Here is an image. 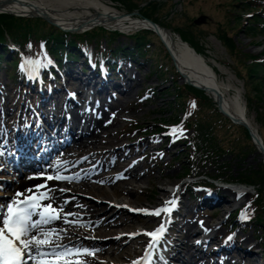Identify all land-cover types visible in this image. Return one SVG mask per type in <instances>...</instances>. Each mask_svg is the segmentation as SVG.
<instances>
[{"label": "rangeland", "instance_id": "1", "mask_svg": "<svg viewBox=\"0 0 264 264\" xmlns=\"http://www.w3.org/2000/svg\"><path fill=\"white\" fill-rule=\"evenodd\" d=\"M38 1L59 10H69L71 12L74 11V8H81V6H83L85 3V0ZM96 1L106 7H109L110 9L114 10V12H117L119 14H130L134 18L139 15H147L149 17H152L153 19H156L158 23L160 19L159 24L167 30L168 34H170L172 40L170 41L174 43V48L177 50L179 45L181 44V36L185 35L189 37L192 35L193 39L196 40V42H199L200 46H202V48L204 49V53H198L205 59V61L214 70V72H216L215 74L217 75L218 81L223 87V91L228 99L232 101V104H234L233 106H235L236 103H239L236 100L240 101L241 106L245 109L248 121L251 123L254 129L258 131V133L264 140V114L261 117V120L259 119L257 114V110H260L261 112L264 111V86L259 85L252 78L248 79L249 76L246 67V65L248 64V62H246L247 57L264 56V36L258 35L256 36V38H253L249 34V31H246L247 28L245 27L247 26L244 27V24L241 21L239 25L237 16L238 13H241V7H237L238 3L236 2V0ZM155 3H159L160 9L158 8L157 11H155V8L153 7V4ZM34 19L44 20L43 18ZM195 19H197L196 24H194ZM49 25L43 26L41 24L37 29L41 30V33H43L44 30H47L49 28ZM188 31H190V33ZM224 32H228V35L232 37L233 42L236 46L235 53H231L229 46L226 45L220 38V35ZM75 33H77L78 35L80 34V31H77ZM132 36L133 35H131L130 37H116L117 40L115 41L113 46H130L132 44V40L135 39ZM98 38L102 39L104 38V35L99 36ZM148 38L154 43V46L150 50L148 55V57H153V59L149 60L147 67L142 68L139 74L136 75V86L133 93L129 97L123 96L121 97V99L119 98V100L115 102L116 105L121 103L123 105V110L118 114L117 121L113 127L111 134H109V136L104 138V140L102 141L103 145L112 144L113 146L110 147L113 150L116 149L114 145L120 143L123 139H127L128 136H131V133L130 135L126 134V132H129L128 128H130L131 125H134L138 122L141 125H147V127H149L151 130L154 125H158L159 123H173V119L176 118L180 112L178 106H176L175 104H171L175 99L174 82L181 86L187 83L181 75L176 74L177 70L175 68L174 62L171 59L169 53L166 51V48L164 47L160 39H158L155 35H148ZM37 57L38 54L36 53L35 59H37ZM160 65H163L162 69L160 68ZM130 69H133V67L130 66ZM153 72H156V74ZM262 74L264 76V71ZM0 77L3 84H9L3 71H1ZM155 86L158 87L157 91H160L161 99L155 102H146L136 106L135 102H138L145 89L147 87ZM19 87H21L20 84L13 88L10 92V94H12L11 98L14 99L11 101L12 105L9 102V105L7 104V102L5 103L6 111L8 113L10 111L13 115L15 113V111L12 112L13 110H15L14 106H21L24 99L25 88L21 89V92H19ZM10 89L7 88L5 93H8ZM19 94H21L20 98L18 97ZM26 98L29 101L30 99H32V95L28 94ZM90 98L94 99L95 97L91 96ZM101 99L104 102H108L109 100L106 97ZM249 100L254 103L251 107L249 104ZM1 107L2 105L0 103V109ZM223 133L225 134L224 131L219 132L220 138H223ZM188 134L189 133L184 132L182 134V137L186 138ZM135 143L136 142H132V145H134ZM241 149H245V153H243L244 156L235 157L234 154L229 153L227 155H224L220 159V163H229V171H227V174H231L233 175V177L237 178L241 173L250 174L257 169H260L262 164L264 165L262 155L259 153L258 148L254 144L251 136L249 141H244L242 143ZM175 151L176 150H173L172 153ZM135 152L136 151H134V153ZM140 152L141 150L138 151V154ZM151 152L152 150H148L146 155L149 156ZM137 158H139L138 164L142 167L141 171H139H143L145 173L144 179L138 180L131 178L127 183H119L116 187H102L101 185H98L94 186V188H91L90 190H87V192L92 193L93 195L103 200H109L108 202H112L115 199L121 201L127 200L135 205L154 207L155 205L160 203L161 200L165 201L163 200L166 196L165 190L170 191L172 189L171 186H174L176 187V190L184 193L181 198L182 202L185 203L183 214L187 215L188 210L190 209L193 211V208H195V206H193L192 204L194 203L190 201V204L192 206L189 207V200L185 195L186 190L184 187L185 185L183 184L184 181H182L181 177L183 175V168L179 163L172 162L171 156L169 157L167 155L164 156L163 163H173L172 167H168L166 165H162L161 169L155 167L149 159H144L143 155L130 159L128 163L131 164ZM200 172L213 176L217 174V168L214 165L208 166ZM128 190H132V193H129ZM251 195L252 194H247L242 199H240L238 203L232 204L229 207L225 206L226 208L224 211H221V215L219 218L224 219L227 214L234 210L235 207L241 208L245 206L248 203ZM104 211H106V204H100L95 212L98 215L96 221L109 218L110 214L108 213L102 215ZM196 214L197 212L193 211L190 216H187L186 220H196L195 222L198 225L199 229H202L200 228L201 222H205V224H209V226L211 225L208 220L209 218H204L202 215H198V217H196ZM127 221L129 222L127 225L111 229L102 228L99 230V233L104 236H113L119 234L122 231L127 232L129 231V229L140 231L143 226H154L153 222H150L149 219L137 220L131 218ZM215 224L218 225V223H214V225ZM218 233L220 237L223 236V234L225 233V229L222 227L219 228ZM236 235V237L243 236L242 232H238V234ZM185 237L186 233L182 235V240H184ZM244 238L245 244H243L242 248L246 249L247 246H255L252 248V251L254 250L255 253H253L254 255H252L251 257L248 256L249 260H247V258L245 257V253H236L235 256L239 258V262L237 263L235 259L232 261L233 264H261L255 263L254 261L255 259L260 261L261 257L264 258V255L257 254L261 251V249L259 246V242L256 239L255 232L253 230L248 231L247 233H245ZM122 246L123 244L119 243L118 245L112 247L117 248L115 250V255L117 257L116 259H120V262H127L128 264H132L138 253H140V251H142L143 249V246H141V244L139 243H130L127 247L121 250Z\"/></svg>", "mask_w": 264, "mask_h": 264}, {"label": "bare ground", "instance_id": "2", "mask_svg": "<svg viewBox=\"0 0 264 264\" xmlns=\"http://www.w3.org/2000/svg\"><path fill=\"white\" fill-rule=\"evenodd\" d=\"M2 1L3 0H0V3ZM27 1L31 2V3H13V4H9V5H4L0 9H2V10L4 9L5 11L18 13L20 15L25 16V15H29V14L34 12V10H33L34 8L31 6V4L36 5L40 9L47 11L54 18V20L57 23H59L63 26L69 27V28L79 26V25H84V27L90 28L93 26L104 24L107 27H111V28L130 29V28H139L141 26L151 25V23H149L148 21H141L137 17L134 18L130 14L126 15V14H119L117 12H114V10L100 4L96 0H85L84 5L81 6V8H79V7L74 8L73 12H71L69 10L62 11V10L56 9L54 7H51L49 5L44 4L43 2L38 1V0H24L23 2H27ZM162 28L163 27L159 28L160 32L165 37L167 36L168 38L167 37L166 38L168 39V41H170L171 40L170 34H168V32L164 31ZM180 43L181 44L179 45L178 50L174 48V43H172L171 46H172V49L176 55L177 64H178L181 72L184 75V79L195 84V85H197V86H199V87H202L203 89H206L211 94H214L213 92H219L220 94H222V107H223V109L227 113L231 114V116H233V118L236 119L237 121L242 120V119L244 120V118L246 119L247 117H245L244 108L241 106L240 101L236 100L239 103H236V105L233 106L234 104H232V101H230L228 99V97L226 96V94L224 93L223 87L219 83L217 75L212 70V68L209 66V64L204 60V58L201 55H199L189 44L185 43L182 40L180 41ZM68 76H69V74H68ZM82 81L86 87H91V84L89 83V79H86V80L82 79ZM134 88L135 87L132 83V84H130V86L127 89H121V91H124L123 95H125V97H129L133 93ZM63 90H64L65 95L68 93L67 91H71L70 89H67V87H64ZM6 102L8 105H9V103L11 104V102L8 98H6V100L4 101V104ZM89 106H92V102L89 103ZM122 106L123 105L120 103L116 106L108 105V106H105L104 108H101L98 111V116L96 118L95 123L89 128V130L84 135L75 139L70 146H68V147L64 146V147H66L64 149L62 147L56 148V149H58V151H60V153H61L60 156H62V160H61L60 164L56 167V169L53 171L54 175H57V171H61V172L66 171V168L64 166V161H66V160L68 161L66 163V165H69L71 162L73 164L74 160H78L80 156L89 153L88 157L85 160H82V159L79 160L76 166L73 165L71 167V165H70V169H69L68 173H74L78 170V165H80V166L89 165L94 161L96 155L97 156H102V155L104 156L107 154L106 152L104 153V146L105 145H103L102 141L104 140V138L109 136V134H111L113 127H114L116 120H117V112L118 111L122 112V110H123ZM110 110H113V111L110 112ZM4 111L6 114L10 113V115H11V126H10V121L8 120V123L6 125L7 131L4 130L5 133L13 132V133H17V134L22 135V136H26L29 133L36 132L39 130L35 125V123L38 120H41V122H42L41 127L43 129H47L49 127L48 123L45 122V114H42L41 112L38 113L36 119H31L27 115L26 112H24L22 114L15 113V115H13L9 111V109H8L9 113L6 111L5 108H4ZM72 118L75 119L76 121L80 122L81 121L80 112H77V114H75V116ZM57 134H58L59 139H64V138L69 137V135L71 133H70V131L64 132L62 128H59L57 130ZM20 138L23 139L24 137H20ZM143 145H145V142L143 140H139L136 143V146L124 145L121 148L118 147L116 149L117 151L120 152L119 159H117L116 162H112L110 164H105V168L114 167L113 170H115V173H117L116 176H114V178H112L111 174H109L107 176L106 181L108 184H110L112 187H116L119 182L127 183L131 178H135L138 180L144 179V175H142L141 172L137 168H135V167L127 168L128 167V161H129L132 153L136 149V147L137 146H143ZM259 153H261L262 160H264V154H262V152L260 150H259ZM115 164H117V166ZM96 171H99V168ZM122 172H124V173H122ZM82 173H84V171ZM29 175H30V178L24 177V179H21L18 181L19 185L17 183V184H13L12 186L16 187L17 190H20L21 193H23V194H27V192L30 189H33L34 187L36 189L37 184L39 182L34 185L33 182L36 181L37 178L35 177L36 179L35 178L32 179V175L31 174H29ZM72 175H74V174H72ZM89 177H90V172L88 174V177L86 179H83L80 184L75 183V184L70 185V184H64L62 182H59V184H58L56 182V180L49 182L48 188L51 189V187H52L51 195L49 197V200L44 201L43 204L44 205L50 204L51 206L57 208L59 210V212L61 213L60 223H58L56 225L57 228H54L51 231V232H53L56 230L55 233L59 234V239H57V240H61V239L65 240L73 234H76L77 236H79L78 234L82 233L85 230L87 225H84L83 223H80L78 221L82 218L86 219L87 215L90 213V211H89L90 204H87L84 207H80L77 200H73L71 202L65 200L64 196L70 195V193L65 192L64 187H65V185H69V187H71L73 189V191L85 190V189L90 190L91 188H94V185H95L94 182L98 181V175H95L93 178H89ZM76 180H79V175L76 176ZM128 192L132 193V190H128ZM165 192H166V196L164 197L165 199H163L165 201L161 200V202L158 203L159 205L158 204L155 205L156 207L153 208V210L160 209V208L164 207L166 201L175 200V196L172 195L171 190L170 191L165 190ZM236 194H234L235 195L234 202H238L242 197H244V195H246V193H244V192L242 194H239L237 192ZM12 195H14L13 192H12ZM1 196H3V194L0 192V197ZM12 198H13V196L7 197L6 200H8L10 202ZM1 200H2V198H1ZM177 202L179 203L178 208L181 207V204L185 205V203L179 202V200H177ZM2 204H4V202H2ZM182 208L184 209L185 206H182ZM73 209L80 211L81 214L72 213ZM108 211H110V210H108ZM173 211H175V210H173ZM173 211L170 213V216L167 215L166 219L163 216H161L163 218L162 224L166 228V232L164 233L162 240H164V238H166V236L169 232V225H170L171 226V229H170L171 238L173 239V242L175 243L173 246L176 248L175 251L177 252L179 248L180 249H182L184 247L188 248V246L190 245V243L193 241L194 238L199 239L201 236L199 234H201L202 231L198 229V225L196 224V222H195L196 220H194V219L186 220L177 214H175L177 216V219H171L173 217ZM119 213H120V209L116 208L113 211V216H111V218L108 221L104 220V221L95 222L96 221L95 220L92 223H90L88 226H91V231H95L98 229L97 231L99 233L100 232L99 230L102 228L111 229V228H115L116 226L118 227V226L127 225L129 223L128 221H123L121 223L118 222L117 217H118ZM104 214H105V212L102 215H104ZM134 214L135 215H133L131 217L134 219H137V220L141 216V215H139L140 212H137ZM4 215H5L4 213H2V215H0V222L1 223L3 221ZM149 215H151V214H149ZM151 216H155V215H151ZM196 217H198L197 214H196ZM93 218H97L95 212H94ZM158 218H159V216L157 217V219ZM183 223H184V225H181ZM54 225L55 224H53L51 226L54 227ZM179 225L181 227H178V229H181L182 235H183V232L185 231V227L189 231V232L186 231V237L183 241H181L182 235H180L179 240H177L175 237V232H176L175 227L179 226ZM205 226L208 228V226L206 224H205ZM122 232H125V231H122ZM196 235H199V236H196ZM137 237H136V239L135 238L131 239L129 243H136V244L138 242L142 243L143 238L140 237V235ZM112 241H113V238H111V239L106 238L104 240V246L105 247H103L101 249V251H103V254L105 256L109 255L108 258L113 259L112 260L113 264H119V263H121L119 261L120 259L117 260L115 253L109 249V246H111ZM73 242H75V241H73ZM68 245H69V243L64 248H59L58 253L65 252L66 248H69ZM169 245H170V241H165L164 248L166 249ZM249 248L250 247L247 246L245 250H248ZM41 250L42 251L49 250V252H50V251L56 250V249L55 248L50 249L49 247L45 246ZM77 250H79V252L81 254L76 255V256H80V259H83L84 261H86V259L88 258V255L83 254V249L80 248V246H78L76 248V250L72 253H75ZM162 254H166V251L162 252ZM71 255H75V254L64 255V256L71 257ZM156 258H157V260L161 261V259L165 258V256L162 255L160 258L158 256H156ZM45 259H47V258L45 257ZM254 261H255V263H262L261 261H259L257 259H255ZM103 263L104 262H101L100 259L97 257L92 259V261L88 262V264H103ZM34 264H36V262ZM62 264H65V263L62 262ZM70 264H77V260L70 262ZM229 264H233V262L229 261Z\"/></svg>", "mask_w": 264, "mask_h": 264}, {"label": "trees", "instance_id": "3", "mask_svg": "<svg viewBox=\"0 0 264 264\" xmlns=\"http://www.w3.org/2000/svg\"><path fill=\"white\" fill-rule=\"evenodd\" d=\"M236 2L238 3L237 7H241V13H238L237 16L239 25L241 21L244 24V27L247 26L245 27L247 28L246 31H249V34L253 38H256L258 35L264 36V0H236ZM153 7L155 8V11H157L159 3L153 4ZM247 13H253V16L248 17L250 23L245 25L242 18ZM142 17H147L157 24L160 23V19L158 23L156 19L147 15H142ZM197 19L194 20V24H196ZM41 24L43 26L49 25L46 21L41 19L20 18L8 14H1L0 42H5V40L11 38L18 45L22 47H29L32 45V41L36 39L41 42H47L48 45H51L53 50H59L60 47L63 46L65 37H68L67 33L52 25H49V28L41 33V30L37 29ZM188 32L190 33V31ZM107 34L111 40H115L118 35L117 33H108L103 28H97L87 32L86 34L73 35L69 40L68 45L72 48L78 40L94 39ZM149 34L151 33L145 31L138 32L133 36L135 38H133L134 46L131 48H119L117 53L118 51L125 54L134 53V51L141 53L145 52L146 49L148 50V45L150 43V39H148ZM156 37L158 38V36ZM181 37L182 40L193 47L197 53L205 52L199 42H196V40L193 39L192 35L189 37L182 35ZM220 38L226 45L229 46L231 53H235L236 46L232 37L228 35V32L222 33ZM246 62H248L246 65L249 76L248 79L252 78L259 85L264 86V76L262 74L264 71V61H262L258 56H249L247 57ZM174 86L175 99L171 104H175L179 109H186L185 111H187V106H190V102L192 107L195 105V107H193L195 110V116L193 115L187 120V125L193 129L191 136V151H181L179 153L180 155L177 157V160L180 161L183 166V175L196 173L200 169L214 165L217 168L218 178L254 184L259 187V192L257 196L253 198L252 204L259 209V212L256 214L258 226L257 230L262 229L264 231V165L262 164L260 169H257L250 174L241 173L237 178L233 177L231 174H227V171H229V163H220V159L229 153L234 154L235 157L244 156L243 153H245V149H241V145L244 141H249V132L243 126L236 125L232 123L229 118L225 117L219 111L214 100L204 91L187 84L181 86L176 82H174ZM249 104L251 107L254 103L249 100ZM257 112L258 117L261 120L264 111L261 112L260 110H257ZM221 131L225 132V134L223 133V138L219 137V132Z\"/></svg>", "mask_w": 264, "mask_h": 264}, {"label": "snow or ice", "instance_id": "4", "mask_svg": "<svg viewBox=\"0 0 264 264\" xmlns=\"http://www.w3.org/2000/svg\"><path fill=\"white\" fill-rule=\"evenodd\" d=\"M24 66L22 65V68ZM195 107V105H193ZM178 130L173 128L172 132L176 133ZM182 133V129L179 130ZM47 179H66L63 176L52 177L48 176ZM38 188H44L45 185H39ZM31 191V190H29ZM17 197H21L23 193H17ZM48 194L43 193L40 197L28 196L26 199L13 201V203L7 205L6 214L3 217L2 225L0 226V264H24L25 258L35 260L36 264H54L53 261L45 259L48 255L53 256H64V255H80L81 253L77 250L72 253L71 250H65V252L57 253L53 250L52 253H47L41 249L45 246L55 248L61 247L55 243V240L59 239L58 233L47 232L41 236L32 234V229L38 228L42 224H49L54 219H59L57 210L53 209L52 206L42 205L41 201L48 199ZM176 201H166L165 206L148 212L144 211L145 214H151L155 216H161L162 214H168L175 209ZM43 209L40 212V209ZM39 214L40 219L34 221L32 219L33 213ZM166 228L163 224L155 231L146 233V235L152 238V243L148 245L149 249H156L160 247V241L163 239ZM233 237H228L231 240ZM199 243V242H198ZM35 251L36 255L33 256L32 252ZM83 254L94 255V252H89L87 249L83 250ZM155 256V251L150 253ZM80 264V262H77ZM139 264V262H135Z\"/></svg>", "mask_w": 264, "mask_h": 264}, {"label": "water", "instance_id": "5", "mask_svg": "<svg viewBox=\"0 0 264 264\" xmlns=\"http://www.w3.org/2000/svg\"><path fill=\"white\" fill-rule=\"evenodd\" d=\"M24 0H3L1 3H0V8H2V6L4 5H9V4H13V3H31V2H23ZM31 6L34 8V12L29 14V15H25V16H30V17H42L44 18L48 23L54 25V26H58V24L55 22L54 18L45 10H42L40 9L38 6L36 5H32ZM4 8V7H3ZM0 12H7L11 15H16V16H23V15H20V14H17V13H14V12H9V11H5L4 9H0ZM149 23H151V26H153L156 30H159V27L156 23L146 19ZM104 25V24H102ZM83 28H86L84 27V25H79V26H75V27H72L71 30H81ZM70 30V29H68ZM190 83V82H189ZM206 90V89H205ZM216 96V102H217V105L220 109V111L226 115L227 117H229L234 123L236 124H240V125H243L250 133V136L252 137L255 145L258 147V149L262 152V154H264V144L262 142V139L260 138V136L258 135V133L253 129V127L251 126V124H249V122L247 120H239L237 121L236 119L233 118V116H231V114L227 113L223 107H222V94H220L219 92H213Z\"/></svg>", "mask_w": 264, "mask_h": 264}]
</instances>
